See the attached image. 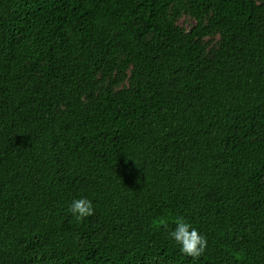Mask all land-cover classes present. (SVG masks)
I'll return each instance as SVG.
<instances>
[{
	"label": "trees",
	"instance_id": "1",
	"mask_svg": "<svg viewBox=\"0 0 264 264\" xmlns=\"http://www.w3.org/2000/svg\"><path fill=\"white\" fill-rule=\"evenodd\" d=\"M0 264H264V0H0Z\"/></svg>",
	"mask_w": 264,
	"mask_h": 264
},
{
	"label": "clouds",
	"instance_id": "2",
	"mask_svg": "<svg viewBox=\"0 0 264 264\" xmlns=\"http://www.w3.org/2000/svg\"><path fill=\"white\" fill-rule=\"evenodd\" d=\"M68 210L76 217L77 221H82L94 214L92 202L86 198L74 199ZM169 238L179 245L182 255L193 259L199 258L207 247L206 237L192 227L183 216L176 218L175 228L169 232Z\"/></svg>",
	"mask_w": 264,
	"mask_h": 264
},
{
	"label": "rangeland",
	"instance_id": "3",
	"mask_svg": "<svg viewBox=\"0 0 264 264\" xmlns=\"http://www.w3.org/2000/svg\"><path fill=\"white\" fill-rule=\"evenodd\" d=\"M191 24H192L191 21H188V20H185V21H184V25H186L187 27H189V25H191Z\"/></svg>",
	"mask_w": 264,
	"mask_h": 264
}]
</instances>
